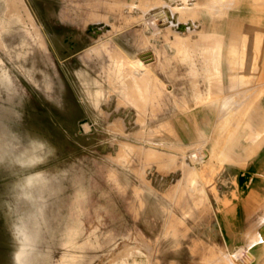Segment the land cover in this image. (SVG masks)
<instances>
[{
    "label": "rangeland",
    "instance_id": "374dc122",
    "mask_svg": "<svg viewBox=\"0 0 264 264\" xmlns=\"http://www.w3.org/2000/svg\"><path fill=\"white\" fill-rule=\"evenodd\" d=\"M0 21V112L63 169L54 227L0 175V264L42 216V264H264V0H0Z\"/></svg>",
    "mask_w": 264,
    "mask_h": 264
},
{
    "label": "clouds",
    "instance_id": "9594fccd",
    "mask_svg": "<svg viewBox=\"0 0 264 264\" xmlns=\"http://www.w3.org/2000/svg\"><path fill=\"white\" fill-rule=\"evenodd\" d=\"M56 152L50 141L24 128L22 111L0 112V175L11 177L7 187L12 197L33 209L35 215H40L43 202L48 200L53 227L57 188L63 173L62 168L52 164Z\"/></svg>",
    "mask_w": 264,
    "mask_h": 264
},
{
    "label": "bare ground",
    "instance_id": "6f19581e",
    "mask_svg": "<svg viewBox=\"0 0 264 264\" xmlns=\"http://www.w3.org/2000/svg\"><path fill=\"white\" fill-rule=\"evenodd\" d=\"M214 3V2H213ZM211 3V4H213ZM221 4V3H219ZM10 6V5H8ZM213 6V5H212ZM216 8H217V5H215ZM222 6V5H221ZM12 7V6H11ZM223 7V6H222ZM12 11H11V14L9 15L8 17V20H9V23L10 24H14L16 22H21L22 21V11L20 10V6L18 4L14 5L12 7ZM212 7H209L207 9H210ZM195 9V7H194ZM211 10H213L214 12V9L212 8ZM196 11L197 8H196ZM222 11V10H220ZM5 12V11H4ZM212 12V11H211ZM2 14V13H1ZM4 15V14H3ZM8 20L6 19V22L5 24H7ZM3 21L1 22L0 21V28L3 26ZM31 29H32V26H31ZM189 32V31H188ZM36 37H41L40 34H35ZM231 36V35H230ZM50 38L52 39L53 43L57 44L58 40H57V37L55 35H50ZM216 38V37H215ZM214 38V39H215ZM232 38V37H231ZM208 39V38H206ZM210 39V37H209ZM208 39V40H209ZM212 40V39H211ZM203 41V40H202ZM205 41V40H204ZM212 42V41H211ZM215 42V41H214ZM22 43V42H21ZM24 43V42H23ZM3 44V43H2ZM205 44V43H204ZM213 44V42H212ZM211 44V45H212ZM219 43L216 45L218 46ZM42 46V45H41ZM213 49V47H212ZM212 53V52H211ZM123 58H119L118 60H116V68H120V66L122 65V62H123ZM159 59H158V56L153 52L151 51L150 49H141L139 51H137L134 55V57L127 61L128 65H129V68L131 70H138V69H142L143 72L142 74H147L149 70L152 69V67L154 66H157L158 65V62ZM234 61V60H232ZM236 62V61H234ZM229 64V63H228ZM236 68V67H235ZM236 69H231L230 71L227 69V73L229 72H232V73H236L235 72ZM152 73V72H151ZM138 74V73H137ZM141 74V72H140ZM238 78V77H237ZM58 83H61L60 81H58ZM53 84L52 83V87H53ZM52 87H51V90H52ZM166 89L167 91L171 89L170 86H166ZM59 96V99H61V95H58ZM232 96V95H230ZM63 97V96H62ZM55 96L51 97L48 101L50 102V105L53 106L54 104H57L56 101H55ZM64 103V102H63ZM62 102H59V105H62L63 104ZM66 106H68V104H66ZM71 104H69V107H70V110H74L75 108L72 106L71 108ZM90 110V109H89ZM88 110V111H89ZM91 111V110H90ZM69 113V112H68ZM67 113V114H68ZM99 122V121H97ZM96 122V123H97ZM79 191V190H78ZM135 201V200H134ZM43 216L42 217H36V220H35V225L34 227H32V231L31 233H29L27 231V228H25L24 226L23 227H19V230L18 232L21 233V241L18 243V248L16 250V252L14 253L13 257H12V264H17V262H19V264H35V262H37V253H36V248H35V243L36 242H39L40 241V224L43 222ZM14 234V233H13ZM80 235L79 233V229L77 228V230L73 227L70 228V230L65 233V240H66V243L67 241L69 242V240H72V239H75L76 236ZM91 235V234H90ZM115 236V234H114ZM69 245H71L69 243ZM125 247V246H124ZM75 246L72 245L69 247V249L66 251V253L64 254V257H63V264H68L70 261L73 263V264H77V261L76 259L73 257V251L72 249H74ZM1 251V250H0ZM1 263V261H0Z\"/></svg>",
    "mask_w": 264,
    "mask_h": 264
},
{
    "label": "crops",
    "instance_id": "0c3cea01",
    "mask_svg": "<svg viewBox=\"0 0 264 264\" xmlns=\"http://www.w3.org/2000/svg\"><path fill=\"white\" fill-rule=\"evenodd\" d=\"M223 96H225V95H223ZM222 96V97H223ZM221 97V98H222ZM235 97H236V94H235ZM220 98V99H221ZM236 132L235 131H233V136H234V134H235ZM232 136V137H233ZM221 140L219 139V142H220ZM255 141H258V139L256 140V138H253L252 140H249L248 142H246L247 144H249V145H252V144H254V142ZM221 143H223V142H221ZM263 143H264V140H262V141H260L259 143H258V146L259 147H261L262 145H263ZM219 145H220V143H219ZM242 150H244V148H242ZM256 151V150H255ZM254 151V152H255ZM262 234H264V231H262ZM257 236V235H256ZM254 238V237H253ZM252 238V239H253ZM252 239H250L249 240V242L247 243V247H248V245H249V243H250V241L252 240ZM254 246V243H252L251 244V246L250 247H248L250 250H249V252L253 255V254H255L256 256H259V255H261V254H263L264 253V241H262V243H260V244H258V245H256L253 249H252V247ZM260 246V247H259ZM259 247V248H258ZM229 261H230V259H229ZM234 262V261H233ZM235 263V262H234ZM235 264H239V263H235Z\"/></svg>",
    "mask_w": 264,
    "mask_h": 264
}]
</instances>
